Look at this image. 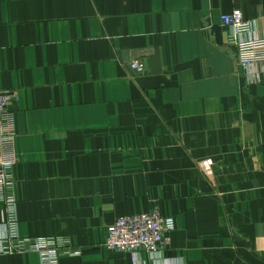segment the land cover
Segmentation results:
<instances>
[{"label": "crops", "instance_id": "crops-1", "mask_svg": "<svg viewBox=\"0 0 264 264\" xmlns=\"http://www.w3.org/2000/svg\"><path fill=\"white\" fill-rule=\"evenodd\" d=\"M234 9L264 37V0H0L20 235L67 236L59 264H264V64L236 73ZM155 203L159 253L104 247Z\"/></svg>", "mask_w": 264, "mask_h": 264}, {"label": "built area", "instance_id": "built-area-1", "mask_svg": "<svg viewBox=\"0 0 264 264\" xmlns=\"http://www.w3.org/2000/svg\"><path fill=\"white\" fill-rule=\"evenodd\" d=\"M227 29L226 41L235 49L236 73H244L250 66L264 64V37L253 35L252 23L241 11L234 9L220 15ZM131 66L138 72L141 62ZM15 90L0 89V202L6 210L5 221L0 223V254L35 253L39 264H59L60 256L75 255L79 250L70 246L67 236H22L18 232L13 196L12 169L16 162L13 153L14 131L9 113L10 102L16 99ZM174 228L172 216L161 213L158 204L148 211L124 214L107 225L103 245L108 251L128 252L132 258L139 252L157 254L161 251Z\"/></svg>", "mask_w": 264, "mask_h": 264}]
</instances>
